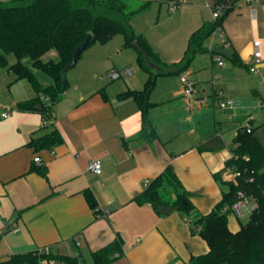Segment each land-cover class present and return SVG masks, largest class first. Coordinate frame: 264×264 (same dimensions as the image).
<instances>
[{
    "label": "crops",
    "instance_id": "1",
    "mask_svg": "<svg viewBox=\"0 0 264 264\" xmlns=\"http://www.w3.org/2000/svg\"><path fill=\"white\" fill-rule=\"evenodd\" d=\"M214 3L196 0L174 11L177 17L192 12L179 39L163 47L148 40L163 62L158 65L165 68L157 71L146 118L134 98L119 97L143 89L149 76L139 63L138 50L125 41L124 50L103 44L81 55L47 124L38 104L34 109L19 107L37 97L31 81L16 79L11 71L0 73V107L11 109L7 118L0 114V261L47 249L74 257L78 264H93V252L119 238L124 254L109 264H189L209 250L181 211L162 214L136 198L145 192L146 180L150 185L171 165L196 207L209 213L227 188L217 176L233 180L226 162L238 129L250 127L264 145V0H237L222 17L229 41L224 48L232 58L215 53L222 43L212 42L210 36L207 49L186 68L197 82L198 95L222 90L236 105L206 108L184 96L176 64L191 35L212 21ZM258 40L263 57L253 65V43ZM52 56L58 57L57 51ZM121 57L128 61L117 62ZM126 67H133L131 75L107 77L109 71ZM44 73L51 80L42 76L40 81L35 73L41 86L53 84V77ZM54 130L62 136L60 143L33 145ZM38 156L41 161L36 162ZM94 159L102 161L100 174L89 169ZM87 192L97 200L98 212ZM248 200L252 211L256 204ZM228 219L232 231L240 229L239 215L232 211Z\"/></svg>",
    "mask_w": 264,
    "mask_h": 264
},
{
    "label": "trees",
    "instance_id": "2",
    "mask_svg": "<svg viewBox=\"0 0 264 264\" xmlns=\"http://www.w3.org/2000/svg\"><path fill=\"white\" fill-rule=\"evenodd\" d=\"M152 0H148L140 9H130L125 0H2L0 1V66L16 75V79L27 78L37 92V97L19 103L22 109H34L37 104L44 119H49L54 104L68 89L69 82L62 81L61 70L72 59L73 52L87 37L93 35V42L106 43L116 34H122L125 44L134 45L137 41L143 51L138 50V60L146 68L149 76L141 90H127L119 94L122 99L132 97L141 108L143 117L152 105L150 93L155 87V73L146 63L145 57L155 64L163 63L160 56L142 34L135 33L132 20L144 10ZM164 1V0H159ZM224 0H215L214 5H222ZM232 8V7H231ZM225 9L224 15L231 9ZM221 16L216 21L204 24L195 31L188 42L183 58L176 64L177 72H183L198 52L207 49L205 41L212 36L217 26L222 25ZM58 53V59L45 60L50 51ZM14 54L16 61L9 64L8 54ZM30 58L32 67L23 59ZM234 60L238 61L237 56ZM35 69H41L53 77L54 82L41 86L35 77ZM42 95L49 98L42 99ZM247 127H240L233 139L234 156L227 160L226 168L238 171L236 179L223 181L226 185L223 197L209 212L202 213L190 199L177 173L171 165L159 175L142 196L139 203H150L157 211L163 205L178 206L189 220L191 229L199 233L208 243L209 250L194 256L189 264H264V145L254 130L247 132ZM62 136L58 130L38 138L34 146H50L60 143ZM225 168V169H226ZM91 206L99 211L97 200L87 192ZM255 202L249 220L241 223L237 231L229 227L228 215L232 205L240 195ZM175 195L173 198L172 196ZM183 199L186 204L182 205ZM122 239L114 241L93 252V264H109L124 254ZM42 258H56L70 264H78L71 256L55 254L51 251L40 253L39 250L15 254L0 264H38Z\"/></svg>",
    "mask_w": 264,
    "mask_h": 264
},
{
    "label": "rangeland",
    "instance_id": "3",
    "mask_svg": "<svg viewBox=\"0 0 264 264\" xmlns=\"http://www.w3.org/2000/svg\"><path fill=\"white\" fill-rule=\"evenodd\" d=\"M125 1L128 3V6L130 9L136 10V9H140L142 5H144L148 0H125ZM191 1L193 3L196 2V0H190L189 2ZM187 3L182 4L178 8V10L188 5ZM167 7H168V3L165 1L160 2L159 0H152L144 10H141L134 16L132 20V24H133L135 33L144 35L147 40L155 44L157 47H160V46L163 47L162 45H165L166 43H169L170 41L173 42L179 39L184 34V32L186 33L188 29V22L190 21L192 12L189 11L187 14L185 13L181 17H177V14L179 12L177 11L174 13H170L168 12ZM208 10L210 11L209 8ZM103 44L108 47L109 46L115 47L116 45H121L122 46L121 48L124 50V45H123L124 37L122 34H116L106 43H101L100 41H96L89 46V49L86 48L84 52L86 50H87L86 52H88L89 50H92L94 48H99ZM130 46L132 50H135V51L137 50L136 48H134V45H130ZM52 52H55V51H51L48 54H46L44 59L45 60L58 59V57L54 58V56H52ZM84 52L82 53L83 56L85 55ZM126 60L127 58L121 57L120 60H117V62L124 63ZM8 61H9V64H12L16 61V57L14 56V54L12 53L8 54ZM23 61L27 65H30V67H32V60L30 58H24ZM132 65L136 68V70L140 69L137 61H134ZM156 65L157 67L159 66V71L165 68L158 64ZM75 66L67 72L68 78H70V76L73 74ZM150 68H152L154 72L158 71V69H156L155 67H150ZM34 71L37 77L40 79V81H42L43 77L51 80V77L46 75L41 70L34 69ZM3 72H7V69L0 66V73H3ZM210 82L212 84V79ZM205 107L208 108L210 106H205ZM205 127L207 130H209L210 128L209 123H206ZM246 206H247L246 208L244 206L241 207L242 214L239 215L242 223H246L250 217L251 209L249 208L251 207V202L249 200L246 203Z\"/></svg>",
    "mask_w": 264,
    "mask_h": 264
},
{
    "label": "built area",
    "instance_id": "4",
    "mask_svg": "<svg viewBox=\"0 0 264 264\" xmlns=\"http://www.w3.org/2000/svg\"><path fill=\"white\" fill-rule=\"evenodd\" d=\"M165 2L168 3L169 6V11L174 12L176 11L182 4L189 2L190 0H164ZM212 9V20L216 21L220 16L223 11V6L222 5H213L211 6ZM215 40H219L222 43V47L229 46V41L226 38L225 34L222 31V26L219 25L217 26L216 30L212 34V42ZM261 42L255 41L253 43V46L255 47V51L253 53V65L257 64L260 62L262 59V51L260 49ZM221 56L219 57L218 63L220 65L223 64V61L220 59ZM133 73V67H126L123 70H111L108 72L107 77L108 78H118L123 74L126 75H131ZM217 77L215 76L212 80V83H216ZM181 82H182V87H183V93L184 96L195 103L197 106H210L214 105L217 108H222L226 109L228 107H234L236 105L235 99L228 95L225 94L222 90H214V92L211 95L208 94H203V95H198V88H197V82L195 79L191 76V74L188 71H183L181 73ZM42 99L45 101H48L49 98L42 95ZM11 109L9 107H0V114L2 117L7 118L10 116ZM49 120L44 119V123L47 124ZM247 132H251V128L247 127ZM237 134V132H236ZM234 156V153L232 152L231 157ZM36 162L41 161V158L38 156L35 158ZM89 169L97 174L102 173L103 170V164L100 159H94L90 162L89 164ZM231 171V170H230ZM231 174L233 175V179H236L237 176L240 175V172L238 171H231ZM149 185V181L146 180L145 186ZM248 202V199L243 197V195H240V199L237 200L233 205H232V210L235 214L241 215V207H243L246 203ZM80 243V240L77 241V244ZM40 253L43 252H49L47 249H39ZM28 264V263H26ZM38 264H70L68 262L56 259V258H42L40 259Z\"/></svg>",
    "mask_w": 264,
    "mask_h": 264
},
{
    "label": "water",
    "instance_id": "5",
    "mask_svg": "<svg viewBox=\"0 0 264 264\" xmlns=\"http://www.w3.org/2000/svg\"><path fill=\"white\" fill-rule=\"evenodd\" d=\"M237 0H224L223 1V7L225 9H229L231 7L234 6V3L236 2ZM225 11H223L222 15H224ZM93 42V35L92 34H88L86 39L79 45L75 48L74 52H73V55H72V59L70 60V62L65 65L62 70H61V75H62V81L64 82L67 78V72L73 68L75 66V64L78 62V60L80 59L81 57V54L84 52V50L86 48H88ZM133 44L141 51H143V47L137 42V41H134ZM214 52L215 53H218L220 55H224L228 58H232L233 54L225 49L224 47H217V48H214ZM145 61L146 63L148 64L149 67H155L156 69H158L159 71V66L157 67V65L153 62H151L149 60L148 57H145ZM38 108H41L42 105L41 104H38L37 105ZM186 204V199H183L182 201V205ZM178 206H175V205H171V206H166V205H163L159 208L160 212L162 214H168V213H171L175 210H178Z\"/></svg>",
    "mask_w": 264,
    "mask_h": 264
}]
</instances>
